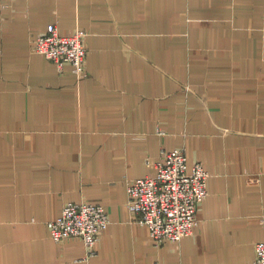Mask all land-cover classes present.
I'll list each match as a JSON object with an SVG mask.
<instances>
[{
    "label": "crops",
    "instance_id": "1",
    "mask_svg": "<svg viewBox=\"0 0 264 264\" xmlns=\"http://www.w3.org/2000/svg\"><path fill=\"white\" fill-rule=\"evenodd\" d=\"M84 32L85 75L32 51ZM181 149L208 173L191 236L155 245L128 179ZM98 203L93 252L55 242ZM264 236V0H0V264H254Z\"/></svg>",
    "mask_w": 264,
    "mask_h": 264
},
{
    "label": "built area",
    "instance_id": "2",
    "mask_svg": "<svg viewBox=\"0 0 264 264\" xmlns=\"http://www.w3.org/2000/svg\"><path fill=\"white\" fill-rule=\"evenodd\" d=\"M32 42V51L55 64L58 70L70 66L77 76L85 75L86 47L84 32L62 35L54 25ZM154 174L128 179L127 209L137 215V222L147 226L155 245L178 242L191 236L197 225V205L207 197L208 173L201 162L191 167L183 150H172L152 163ZM110 219L98 203H67L60 217L48 222L50 237L55 242L80 238L93 252ZM255 247L254 264H264V236Z\"/></svg>",
    "mask_w": 264,
    "mask_h": 264
}]
</instances>
